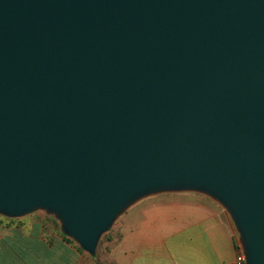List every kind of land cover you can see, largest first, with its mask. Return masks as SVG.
Returning a JSON list of instances; mask_svg holds the SVG:
<instances>
[{
    "label": "water",
    "instance_id": "water-1",
    "mask_svg": "<svg viewBox=\"0 0 264 264\" xmlns=\"http://www.w3.org/2000/svg\"><path fill=\"white\" fill-rule=\"evenodd\" d=\"M179 189L264 264V0H0V213L44 207L93 254Z\"/></svg>",
    "mask_w": 264,
    "mask_h": 264
},
{
    "label": "crops",
    "instance_id": "crops-1",
    "mask_svg": "<svg viewBox=\"0 0 264 264\" xmlns=\"http://www.w3.org/2000/svg\"><path fill=\"white\" fill-rule=\"evenodd\" d=\"M117 218L94 257L38 225L0 228V264H235L238 250L243 253L228 209L197 191L144 195Z\"/></svg>",
    "mask_w": 264,
    "mask_h": 264
},
{
    "label": "rangeland",
    "instance_id": "rangeland-1",
    "mask_svg": "<svg viewBox=\"0 0 264 264\" xmlns=\"http://www.w3.org/2000/svg\"><path fill=\"white\" fill-rule=\"evenodd\" d=\"M119 220L120 219L116 217L108 228V230L101 234L98 240L97 248L101 246V244L104 243L107 238H111L112 232L118 226ZM32 225H38L40 228H43L45 232L48 233L53 232L61 234L65 239H68L70 242L78 244L75 240L65 234L64 223L61 217L57 213L47 210L44 207L35 208L32 211L17 217H9L0 213V228L2 229H11L17 227L25 231H29ZM95 254L96 249L93 254L88 253L89 256L93 257L95 256Z\"/></svg>",
    "mask_w": 264,
    "mask_h": 264
},
{
    "label": "built area",
    "instance_id": "built-area-1",
    "mask_svg": "<svg viewBox=\"0 0 264 264\" xmlns=\"http://www.w3.org/2000/svg\"><path fill=\"white\" fill-rule=\"evenodd\" d=\"M235 264H245V256L238 250L235 258Z\"/></svg>",
    "mask_w": 264,
    "mask_h": 264
},
{
    "label": "trees",
    "instance_id": "trees-1",
    "mask_svg": "<svg viewBox=\"0 0 264 264\" xmlns=\"http://www.w3.org/2000/svg\"><path fill=\"white\" fill-rule=\"evenodd\" d=\"M67 241H69L68 239H66ZM70 242V241H69Z\"/></svg>",
    "mask_w": 264,
    "mask_h": 264
}]
</instances>
